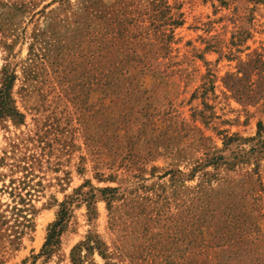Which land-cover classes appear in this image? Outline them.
Returning a JSON list of instances; mask_svg holds the SVG:
<instances>
[{
    "label": "rangeland",
    "instance_id": "1",
    "mask_svg": "<svg viewBox=\"0 0 264 264\" xmlns=\"http://www.w3.org/2000/svg\"><path fill=\"white\" fill-rule=\"evenodd\" d=\"M4 72L0 264H264V0H0Z\"/></svg>",
    "mask_w": 264,
    "mask_h": 264
},
{
    "label": "trees",
    "instance_id": "2",
    "mask_svg": "<svg viewBox=\"0 0 264 264\" xmlns=\"http://www.w3.org/2000/svg\"><path fill=\"white\" fill-rule=\"evenodd\" d=\"M15 81V75L10 72H4L2 78V86L0 88V114L9 116L14 120L22 119V115L18 112L14 105L12 98V90ZM70 219V208L65 204H62V209L58 213V218L50 228L48 233L47 242L44 249L47 251H52V249L59 243V239L63 231L65 230ZM96 219V209H90L89 221ZM104 243H102L100 236L96 233H91L88 235L84 242L79 243L72 250V261L74 264H84L90 255L97 250L99 253L105 257V252H103Z\"/></svg>",
    "mask_w": 264,
    "mask_h": 264
}]
</instances>
